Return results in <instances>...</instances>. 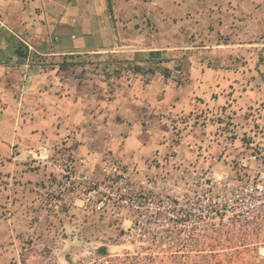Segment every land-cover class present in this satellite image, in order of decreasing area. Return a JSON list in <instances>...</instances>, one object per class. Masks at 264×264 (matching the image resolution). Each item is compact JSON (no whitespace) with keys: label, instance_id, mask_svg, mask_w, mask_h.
<instances>
[{"label":"crops","instance_id":"crops-1","mask_svg":"<svg viewBox=\"0 0 264 264\" xmlns=\"http://www.w3.org/2000/svg\"><path fill=\"white\" fill-rule=\"evenodd\" d=\"M248 3L250 16L243 14ZM263 7L262 0H0V53L45 58L28 68L0 60V84L35 102L25 113L24 126L38 129L31 133L75 132L79 173L92 180L116 170L140 181L171 179L178 169L169 162L177 158L166 155L175 148L170 134L179 118L212 117L209 131L222 125L219 114H229L248 131L264 132V96H224L221 89L228 83L232 91L237 69H246L249 85L264 94V61L257 60L264 55ZM142 12L151 31L137 26ZM226 65L233 67L230 79L223 78ZM195 140L203 155L219 150L213 140ZM16 159L5 163L19 169L27 161ZM189 161L180 167L216 169L209 156Z\"/></svg>","mask_w":264,"mask_h":264},{"label":"rangeland","instance_id":"rangeland-1","mask_svg":"<svg viewBox=\"0 0 264 264\" xmlns=\"http://www.w3.org/2000/svg\"><path fill=\"white\" fill-rule=\"evenodd\" d=\"M262 2L264 4V0ZM245 6L248 7L243 9V14L250 16L254 13L250 3ZM238 15L237 18L242 20L241 14ZM138 19L137 26L152 30L146 13L142 12ZM225 38L229 40L228 36ZM2 59L10 62L16 60L15 64L25 68L41 63L44 65L45 62L40 54L28 51L23 55L18 49L0 53ZM236 60L248 63L243 58ZM257 60L263 62L264 55L259 54ZM45 64L55 63L49 61ZM224 68L223 78L230 79L231 74L226 70L231 72L233 67L226 65ZM237 71V85H229L232 91L227 89L228 83L221 87L224 96H264L257 92V86L249 85L246 69ZM13 92L9 82L0 84V264H82L81 260H86V264H264V258H259L256 252L223 243L219 240V232L202 230L193 219L191 224L196 231L187 241L182 240L183 228L176 227L173 248L168 247L167 239L161 238L158 243L125 242L121 239L123 231L117 220L109 215L91 212L79 201L60 198L52 164L59 151L64 154L74 152L75 157V132L60 136L56 131L31 133L38 129L24 126L29 124L30 118L25 113L35 108V102L22 100L16 90L15 96H12ZM13 109H16V115L9 117ZM187 116L172 124L174 135L170 134L175 146H181L177 147L178 156H183L181 160L185 161L194 160L197 154L196 150L191 152L185 145L196 142L195 139L210 140V135L215 133V129L197 132L195 125L198 123H188ZM230 120L233 118L229 114L224 117L219 114V123H222L219 125V137L233 132V138L242 142H247L248 137H256L255 142L264 143V134H259V130L250 128L255 131L250 133L240 119L237 122ZM191 132L194 135L192 139L189 137ZM219 150H212L204 157H216ZM19 155L22 160H27L22 162L19 169L6 165V160L14 162ZM220 157L215 163L216 170L229 173L225 164L220 162ZM101 179L90 180L98 183ZM101 248L105 250L104 253H100Z\"/></svg>","mask_w":264,"mask_h":264},{"label":"built area","instance_id":"built-area-1","mask_svg":"<svg viewBox=\"0 0 264 264\" xmlns=\"http://www.w3.org/2000/svg\"><path fill=\"white\" fill-rule=\"evenodd\" d=\"M188 115V123H198L204 129L202 132H206L209 121L215 120L208 117L205 121L195 113ZM255 130L264 134L263 130ZM214 131V134L209 133L210 140L219 135V126ZM225 134L213 140L220 150L218 156L211 158L216 163L221 156L220 162L225 164L229 173L217 171L211 164L193 166L189 172L188 167H180L185 160H181L183 156H178L179 146H175L166 156L177 158L169 162L174 170L178 169L171 179L164 175L160 180L148 178L140 181L116 170L106 172L97 183L77 171L74 152L64 154L59 151L52 164L54 181L60 198L79 201L91 212L117 220L123 231L121 239L125 242L158 243L161 238L167 239L168 247L173 248L176 227L183 228L182 240L187 241L196 231L191 224L193 219L200 229L219 232V240L223 243L256 252L262 259L264 143L255 142L256 137H248L247 142L237 139L239 143L235 146V134ZM185 146L191 152L196 150L195 158L206 155L200 153L202 145L198 141ZM229 149L239 151L231 155L234 150ZM189 163L191 167L192 162ZM160 165L165 163L160 162ZM81 263L86 264V260H81Z\"/></svg>","mask_w":264,"mask_h":264},{"label":"trees","instance_id":"trees-1","mask_svg":"<svg viewBox=\"0 0 264 264\" xmlns=\"http://www.w3.org/2000/svg\"><path fill=\"white\" fill-rule=\"evenodd\" d=\"M99 251H100V253H104L105 252V250L102 249V248Z\"/></svg>","mask_w":264,"mask_h":264}]
</instances>
